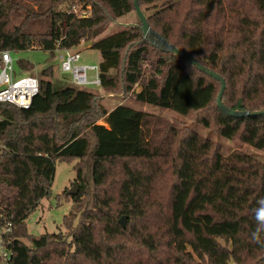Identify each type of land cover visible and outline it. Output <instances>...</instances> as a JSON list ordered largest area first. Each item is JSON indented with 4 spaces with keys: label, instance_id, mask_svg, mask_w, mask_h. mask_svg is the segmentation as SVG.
<instances>
[{
    "label": "trees",
    "instance_id": "trees-1",
    "mask_svg": "<svg viewBox=\"0 0 264 264\" xmlns=\"http://www.w3.org/2000/svg\"><path fill=\"white\" fill-rule=\"evenodd\" d=\"M137 2L152 31L222 78L225 107L264 111V0ZM132 11V0H0V52L87 43L100 55L103 91L121 87L134 102L198 113L204 128L264 155V115H225L216 105L219 82L151 46L138 27L100 37ZM16 65L34 75L28 61ZM37 75L29 109L0 103V230L11 225L12 264H264V161L224 155L192 129L156 127L150 112L107 110L68 77L53 82L51 67ZM62 161H75L80 188L62 218L65 233L31 236L25 220ZM83 195L90 197L82 207Z\"/></svg>",
    "mask_w": 264,
    "mask_h": 264
},
{
    "label": "rangeland",
    "instance_id": "rangeland-1",
    "mask_svg": "<svg viewBox=\"0 0 264 264\" xmlns=\"http://www.w3.org/2000/svg\"><path fill=\"white\" fill-rule=\"evenodd\" d=\"M87 9H89V7H87ZM73 10L77 12L78 7H74ZM135 23H137V18L132 11L127 15L116 19L114 22L110 21L100 37H105L123 28L124 25ZM75 50L80 54V65L95 67L98 66L100 55L97 51L89 49L87 43L80 44ZM60 55V51L49 53L39 49L28 50L24 52H13L11 53V57L14 61V74L20 78L24 77L23 74H20V71L16 65L17 61L24 60L28 61L34 66V72L32 74H34L38 79L39 76L37 75V72L46 67H51L53 82H67V76H65V74H63L60 69ZM156 58L157 57L153 54H151V56H149L148 58L145 57V60L142 64L143 71L148 72L151 69V65L153 67V65L155 64ZM87 75L88 79H91L93 77L92 72H88ZM86 90L96 94V96L100 99L99 101L107 110L112 109L118 104H125L131 106L136 110L150 112L159 119L156 127L162 128L165 123L170 124L178 129L182 134L187 133L189 129H192L197 131L203 137H210V139L218 143L221 146V151L224 155H228L233 151H240L252 156H257L259 159L264 161V155L260 152H257L256 150L239 143V141H237L236 139L227 141L217 136L213 130L204 128L200 123L196 121L197 116L200 117L198 113H192L189 116L184 117L170 110H164L151 105L134 102L132 95H130L129 93H123L121 87H119L118 90H116V92L114 93L105 92L98 86H88ZM135 91H139V87H135ZM98 124H103L102 119H98ZM74 165L75 161L56 162L54 176L48 196L40 200L35 210L25 220L27 232L29 235L38 237L46 233H65L64 226L62 225V218L68 215L69 212H71V210L74 208L72 198L67 194V192L72 188L73 185L76 187L77 194H79L80 190L79 182L75 180L76 175L73 169ZM61 195L62 197L57 199V197ZM89 197L90 195H83L81 197L80 204L82 207L85 203H88ZM25 243L27 244L26 241Z\"/></svg>",
    "mask_w": 264,
    "mask_h": 264
},
{
    "label": "built area",
    "instance_id": "built-area-1",
    "mask_svg": "<svg viewBox=\"0 0 264 264\" xmlns=\"http://www.w3.org/2000/svg\"><path fill=\"white\" fill-rule=\"evenodd\" d=\"M60 51V69L69 78L70 84L86 89L88 86L100 87L98 67L80 65V54L72 50ZM20 74L24 77H17L14 74V61L11 52H0V103L10 104L17 108L29 109L32 99L38 93V80L35 75H29L22 70ZM88 72L93 73V77L88 79ZM11 225L7 224L0 230V264H12V251L9 247Z\"/></svg>",
    "mask_w": 264,
    "mask_h": 264
},
{
    "label": "water",
    "instance_id": "water-1",
    "mask_svg": "<svg viewBox=\"0 0 264 264\" xmlns=\"http://www.w3.org/2000/svg\"><path fill=\"white\" fill-rule=\"evenodd\" d=\"M133 2V9H134V14L139 22V25L135 24H129V25H124V26H131V27H138L144 40H146L151 46H154L155 48L168 52L174 56L180 57L183 60L189 62L192 64L196 69L199 71L203 72L210 78L216 80L220 84V89L217 94L216 98V105L217 107L224 112L225 115L231 117V118H242V117H249V116H259V115H264V111H257V112H248V111H241V112H236L228 109L222 104L221 98L222 94L225 89V83L222 80L221 77L216 75L215 73L211 72L207 68H204L194 60H192L187 54L184 52L176 49L174 46L171 44L167 43L163 38H161L158 34H156L154 31L151 30L149 27L146 17L144 16L142 10L138 6L137 0H132ZM69 196H75L77 194L76 187L73 185L72 188L67 192ZM125 222H126V217L122 216L119 220L118 223L122 228L125 227Z\"/></svg>",
    "mask_w": 264,
    "mask_h": 264
}]
</instances>
